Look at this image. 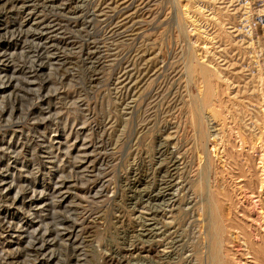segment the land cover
Masks as SVG:
<instances>
[{"label":"rangeland","instance_id":"obj_1","mask_svg":"<svg viewBox=\"0 0 264 264\" xmlns=\"http://www.w3.org/2000/svg\"><path fill=\"white\" fill-rule=\"evenodd\" d=\"M261 81L264 0H0V264H206L208 200L225 185V217L263 244ZM208 86L204 138L188 109ZM206 135L253 157L255 192ZM236 241L233 264H257Z\"/></svg>","mask_w":264,"mask_h":264},{"label":"bare ground","instance_id":"obj_2","mask_svg":"<svg viewBox=\"0 0 264 264\" xmlns=\"http://www.w3.org/2000/svg\"><path fill=\"white\" fill-rule=\"evenodd\" d=\"M199 14V13H198ZM218 16V15H217ZM242 16V15H241ZM203 17V16H202ZM219 17V16H218ZM222 17V16H221ZM220 18V17H219ZM206 19V18H205ZM218 19V18H217ZM222 19V18H221ZM197 20V19H196ZM227 20V19H226ZM216 21V20H215ZM218 21V20H217ZM216 21V22H217ZM219 21H221V20H219ZM223 21V20H222ZM213 22V21H212ZM213 25V24H212ZM234 25V24H233ZM219 26V25H218ZM224 43V42H223ZM229 44V45H228ZM227 45L228 46H230L231 47V44H230V42L229 43H227ZM234 45V44H233ZM235 46V45H234ZM240 46V45H239ZM230 47H228V48H230ZM233 47V46H232ZM228 48H225V49H228ZM232 49V48H231ZM235 49H236V46H235ZM239 49V51H240V48H238ZM238 49H237V51H238ZM221 50V49H220ZM234 50V49H233ZM226 51V50H225ZM231 51V50H230ZM238 51V52H239ZM224 52V51H223ZM229 52V51H228ZM232 52V51H231ZM241 52H243V51H241ZM216 53V52H215ZM218 53V52H217ZM219 53H222V51L221 52H219ZM218 53V54H219ZM211 54V53H210ZM225 54H227L226 52H225ZM208 55V54H207ZM230 55V54H229ZM210 56H213V55H210ZM226 56H228V54L226 55ZM232 56V55H231ZM234 57V56H233ZM209 58V57H208ZM214 58V57H213ZM231 58L232 57H230V60H231ZM210 59V58H209ZM215 59V58H214ZM226 59V58H225ZM234 59V58H233ZM227 60H228V58H227ZM212 61H214V60H212ZM211 61V62H212ZM233 61V60H232ZM230 62V61H229ZM233 62H235V61H233ZM202 63V62H201ZM213 63V62H212ZM232 63V62H231ZM205 64V63H204ZM203 64V65H204ZM214 64V63H213ZM229 64V63H228ZM196 65V64H195ZM203 65H198L197 64V66L194 68V69H192V71L193 72H195V73H197L198 75H199V80L201 81V80H205V78L207 77V75L210 73H208L207 74V72L208 71H211V69L209 68V70H207L206 69V67H205V65L203 66ZM193 66V65H192ZM216 66V65H215ZM234 66V65H233ZM232 66V67H233ZM194 67V66H193ZM209 67V66H208ZM218 67H219V65H218ZM221 67H223V66H221ZM225 67H228V65L227 66H225ZM192 68V67H191ZM215 68V67H214ZM214 68H212L213 70H216V69H214ZM231 68V67H230ZM235 68V67H234ZM223 69V71H224V68H222ZM232 69V68H231ZM221 70V69H220ZM219 71V70H218ZM233 71V70H232ZM237 71V70H236ZM192 72V73H193ZM221 72V71H220ZM225 72H228L227 71V69L225 70ZM234 72V71H233ZM213 73H217L216 71L214 72L213 71ZM223 73V72H222ZM217 74H219V73H217ZM225 74H227V73H225ZM234 74L236 75V73L234 72ZM241 74V73H240ZM212 75V74H211ZM215 75V74H214ZM222 75V74H221ZM232 75V74H231ZM209 76V75H208ZM229 76H230V74H229ZM242 76V78L244 77V75H241ZM240 76V77H241ZM247 76H249V75H247ZM252 76V75H251ZM212 77V76H211ZM211 77H210V79H211ZM219 77V76H218ZM233 77V76H232ZM236 77V76H235ZM239 77V76H238ZM214 78V77H213ZM223 78V77H222ZM230 78V77H229ZM242 78H241V80H242ZM248 78V77H247ZM218 79V78H217ZM227 79V75H226V77H225V79H222V80H224V81H228L229 82V80H226ZM234 78H232V80H233ZM246 79V78H245ZM250 79H253V78H250ZM262 79V78H261ZM209 80V79H208ZM214 80V79H213ZM230 81V83L231 82H233V81ZM238 80V79H237ZM244 80V79H243ZM257 80V79H256ZM258 80H260V79H258ZM263 80V79H262ZM210 81H212V80H210ZM215 81V80H214ZM213 81V82H214ZM240 81V80H239ZM245 81V80H244ZM218 82H220V83H222L221 81H219L218 80ZM217 82V83H218ZM256 82V81H255ZM262 82V81H261ZM264 82V81H263ZM263 82H262V85H263ZM205 83V82H204ZM224 83V82H223ZM247 83H250V82H248V80H247ZM260 83V82H259ZM225 84V83H224ZM253 84V83H252ZM205 85V84H204ZM218 85V84H217ZM226 85V84H225ZM229 85V84H228ZM233 85V84H232ZM237 85V84H236ZM235 85V86H236ZM243 85V84H242ZM248 85V84H247ZM261 85V84H260ZM210 86V85H209ZM207 87V89L203 92V95H202V97L201 98H203L200 102H199V100H197L196 98V100L193 102V101H191V99H190V101L192 102V104H191V106H190V109H188L187 107V109L190 111V114L189 115H191V117H192V125H193V127L194 128H196L195 130H197L198 132H197V134L199 135V137H201V136H203L204 138H205V135L204 134H206V132L204 131V127L202 126V124L201 123H203L202 122V120H200V119H202L201 118V116H200V114L201 113H199V107H200V104L202 105V106H207L208 107V105L210 104V103H214V98H213V90H211V88L210 87ZM214 86V85H213ZM216 86V85H215ZM219 86H221V85H219ZM256 86V85H255ZM226 87V86H225ZM228 87V86H227ZM226 87V88H227ZM233 87V86H232ZM261 87V86H260ZM259 87V88H260ZM202 88V87H201ZM206 88V87H205ZM215 87H213L212 89H214ZM256 88V87H255ZM258 88V87H257ZM262 88H263V86H262ZM203 89V88H202ZM215 89H217V91H218V88H215ZM228 89V88H227ZM226 89V90H227ZM244 89V88H243ZM248 89V88H247ZM204 90V89H203ZM221 90V89H220ZM240 90V89H239ZM244 90H246V89H244ZM250 90V89H249ZM257 90V89H256ZM262 90V89H261ZM222 91V90H221ZM236 91H238L237 89H236ZM242 91V90H241ZM240 91V92H241ZM259 91V90H258ZM264 91V90H263ZM199 92V95H200V91H198ZM215 92V91H214ZM246 92H247V90H246ZM246 92H245V94L244 95H246ZM260 92V91H259ZM258 92V93H259ZM218 93V92H217ZM257 93V92H256ZM257 93V94H258ZM202 94V93H201ZM230 94V93H229ZM235 94V93H234ZM233 94V95H234ZM264 94V93H263ZM263 94H261L262 95V97L260 98L261 100H262V98H263ZM218 95V94H217ZM242 95V94H241ZM252 95H254L255 96V94H253L252 93ZM229 96V95H228ZM238 96V95H237ZM251 96V95H250ZM254 96H253V98H254ZM257 96V95H256ZM246 97H248V95L246 96ZM245 97V98H246ZM252 97V96H251ZM219 98V97H218ZM221 98V97H220ZM224 98V97H223ZM239 98V97H238ZM242 98H243V96H242ZM237 98H235V100H236ZM241 99V98H240ZM249 100H251L252 98H248ZM226 100V99H225ZM232 100H234V99H232ZM232 100H231V102H232ZM253 100V99H252ZM251 100V101H252ZM216 101H218V100H216ZM220 101V100H219ZM228 102H230V100H227ZM239 101V100H238ZM250 101V102H251ZM256 101H259L257 98H256ZM190 102V103H191ZM233 102H235V101H233ZM233 102H232V104H233ZM240 102V101H239ZM242 102H246L245 100H243L242 99ZM261 102H263V100L261 101ZM219 103H222V102H219ZM247 103H248V101H247ZM254 103V102H253ZM253 103H251L252 105H253ZM256 103V102H255ZM218 104V103H217ZM235 105H236V103H234ZM233 104V105H234ZM238 104V103H237ZM243 104H245V103H243ZM242 104V106H244ZM261 104L262 103H260V104H258V106L259 107H261ZM264 104V103H263ZM215 105V104H214ZM231 105V104H230ZM234 105V106H235ZM246 105V104H245ZM250 105V104H249ZM252 105H251V107H252ZM220 106H224V105H221L220 104ZM206 107V108H207ZM215 107V106H214ZM218 107V106H217ZM226 107V106H225ZM245 107V106H244ZM247 107V106H246ZM254 107V106H253ZM204 108V107H203ZM230 108V107H229ZM231 108H233L232 106H231ZM186 109V110H187ZM201 109H202V107H201ZM215 109H216V107H215ZM221 110H222V108H220ZM248 109H249V107H248ZM248 109H247V112H248ZM260 109V108H259ZM218 110V109H217ZM232 110V109H231ZM240 110V109H239ZM238 109H237V111H239ZM243 110V109H242ZM241 110V111H242ZM251 110H252V108H250V112H251ZM207 112H208V110H206ZM229 111V110H228ZM257 112H258V110H256ZM222 112V111H221ZM225 112H227V111H225ZM233 112H234V110H233ZM232 112V113H233ZM243 113H244V110L242 111ZM246 112V111H245ZM253 112V111H252ZM263 112V111H262ZM188 113L189 112H186V114L188 115ZM209 113V112H208ZM217 113V112H216ZM219 113V112H218ZM227 113H229V112H227ZM227 113H225V114H227ZM243 113H242V116H243ZM256 113V112H255ZM260 113V112H259ZM264 113V112H263ZM262 113V114H263ZM219 114H221V113H219ZM224 114V113H223ZM223 114H221V115H223ZM230 114H231V112H230ZM248 114V113H247ZM186 115V117H188ZM217 115V114H216ZM234 115V114H233ZM248 115H250V114H248ZM253 115H254V113H253ZM252 115V116H253ZM259 115V114H258ZM264 115V114H263ZM200 116V117H199ZM220 116V115H219ZM226 116V115H225ZM238 116V115H237ZM236 115H235V118L237 117ZM233 117V116H232ZM247 117H251V115L250 116H247ZM264 117V116H263ZM190 118V117H189ZM241 118V117H240ZM243 118H245L246 119V117L244 116ZM255 118V117H254ZM217 119V118H216ZM226 119V118H225ZM224 118L222 119V121L224 120V121H226ZM251 119V118H250ZM250 119L248 120V121H250ZM255 119H257V116H256V118ZM262 118H260V120H261ZM264 119V118H263ZM262 119V120H263ZM221 120V119H220ZM229 120H230V118H229ZM242 120V119H241ZM247 120V119H246ZM261 120V124L263 123V121ZM218 121H219V119H218ZM221 121V122H222ZM227 121H228V118H227ZM244 121V120H243ZM189 122H190V120H189ZM233 122V121H232ZM237 122H238V120H237ZM247 122V121H246ZM257 123H258V121H256ZM191 123V122H190ZM220 123V122H219ZM228 123V122H227ZM231 123V122H230ZM234 123V122H233ZM236 123V122H235ZM224 124V123H223ZM254 124V123H253ZM252 124V125H253ZM190 125V124H189ZM218 125H220V124H218ZM222 125V124H221ZM224 125H226V124H224ZM223 125V126H224ZM245 125V124H244ZM248 125V124H247ZM251 125V126H252ZM231 126H234V125H231ZM259 126V125H258ZM261 126V125H260ZM219 127V126H218ZM229 127V126H228ZM236 127V126H235ZM240 127V126H239ZM238 127V128H239ZM242 127V126H241ZM247 127V126H246ZM255 127V126H254ZM263 127H264V125H263ZM262 127V128H263ZM222 128H224V127H222ZM222 128L220 129V130H222ZM231 128V127H230ZM230 128H229V131H232V129H234V127L233 128H231V130H230ZM257 128V127H256ZM259 128V127H258ZM208 129V128H207ZM244 129V128H243ZM246 129V128H245ZM247 129H249V128H247ZM246 129V130H247ZM251 129V128H250ZM254 129V128H253ZM261 129V128H260ZM234 130H239V129H234ZM252 130V129H251ZM194 131V130H193ZM192 131V132H193ZM222 131H224V130H222ZM222 131H220V132H222ZM242 131V130H241ZM259 131V130H258ZM191 132V133H192ZM205 132V133H204ZM226 132V131H225ZM224 132V133H225ZM234 132V131H233ZM239 132H240V130H239ZM244 132V131H243ZM249 132V131H248ZM259 132H261V131H259ZM194 133V132H193ZM223 133V134H224ZM235 133H238V132H235ZM253 133H255V134H257L256 133V130H255V132L253 131ZM264 133V132H263ZM209 133H208V131H207V135H208ZM239 134V133H238ZM242 134V133H241ZM243 134H245V133H243ZM251 134V133H250ZM206 135V136H207ZM219 135V134H218ZM231 135V134H230ZM247 135V134H246ZM252 135V134H251ZM210 136V135H209ZM209 136H207V138L209 137ZM222 136V135H221ZM227 136H229L228 134H227ZM226 136V137H227ZM253 136V135H252ZM250 137V139H253V137ZM256 136V135H255ZM257 136H262L261 134L260 135H257ZM264 136V135H263ZM198 137V136H197ZM198 137V138H199ZM216 137V136H215ZM219 137V136H218ZM238 137V136H237ZM220 138V137H219ZM238 138H240V137H238ZM243 138V137H242ZM249 138V137H248ZM223 139V138H222ZM228 139V138H227ZM229 139H230V137H229ZM234 139V138H233ZM232 139V140H233ZM237 139V138H236ZM249 139V140H250ZM258 140H259V138H257ZM256 139V140H257ZM261 139V138H260ZM263 139V138H262ZM206 140V139H205ZM208 140H210L209 138H208ZM216 140H217V138H216ZM215 139L212 141V140H210V141H207V142H211L212 141V144H214V145H216V144H221V145H218V146H221V151H219V148L217 147V145H216V149L214 150V152L216 153V154H220V156H221V153H222V163L224 164V166H222L221 168H219V169H221V172L223 173V172H227L228 171V169H227V167H231V170H229V171H233L234 173H233V175L235 176H233L232 174L231 175H229V173H232V172H229V173H227L228 174V176H233L234 178H236V177H238V179L236 180V181H238L239 179V181H241V183H239V184H241L240 186L241 187H244V189H250V191L249 192H255V190H257V189H255L254 190V187H253V185L254 184H256V183H254V182H256L255 180H254V172H256V170L257 169H259V168H256V170H254V172H253V169L251 170V167H252V165L254 164H251V161L253 162V157H251V158H245L246 160V162L244 163L240 158H239V155H235V151H232L231 150V147L230 146H227V147H225V145H226V140L224 139V140H220V142H217ZM237 140H239L240 141V139H237ZM237 140H235V144H236V141ZM243 140H245V138L243 139ZM254 140V139H253ZM253 140H251V141H253ZM256 140H254V141H256ZM199 141V140H198ZM200 141H201V138H200ZM219 141V140H218ZM221 141H225L224 143V145H223V143H221ZM239 141H237V142H239ZM229 142V140L227 141V143ZM246 142V141H245ZM250 142V141H249ZM257 142H259V141H257ZM261 142H263V140L261 141ZM261 142H259V143H261ZM197 143V142H196ZM233 143V142H232ZM240 143H241V141H240ZM239 143V144H240ZM256 143V142H255ZM245 144V143H244ZM262 144H264V143H262ZM211 145V144H210ZM228 145V144H227ZM242 145V144H241ZM246 145H247V143H246ZM252 145L254 146V144L252 143ZM251 145V146H252ZM240 146V145H239ZM256 146H260L259 144L258 145H256ZM225 147V148H224ZM235 147V146H234ZM262 147H263V145H262ZM240 148H241V146H240ZM247 148H248V146H247ZM253 148V147H252ZM261 148V147H260ZM213 149V148H212ZM237 149V147L235 148V150ZM239 149V148H238ZM255 151L257 150V149H254ZM260 150V149H259ZM240 151H242V148H241V150ZM248 150H246V152H247ZM251 150L249 149V152H250ZM255 151H254V153H255ZM258 151V150H257ZM256 151V152H257ZM262 151H264V147H263V150ZM221 152V153H220ZM208 153H210V152H207V154ZM212 153H213V151H212ZM237 153H238V151H237ZM253 153V154H254ZM261 153V152H260ZM244 154H246V153H244ZM253 154H251L250 156H252ZM262 154V153H261ZM264 154V153H263ZM208 155H210V154H208ZM213 155V154H212ZM215 155V154H214ZM255 155H257V154H255ZM254 155V156H255ZM211 156V155H210ZM216 156V155H215ZM214 156V157H215ZM249 156V157H250ZM258 156V155H257ZM256 156V157H257ZM261 156V155H260ZM219 157V156H218ZM262 157H264V156H261L260 158H262ZM207 158H208V156H207ZM216 158V157H215ZM255 158V157H254ZM210 159V158H209ZM221 159V158H220ZM219 158H218V160H220ZM263 159V158H262ZM262 159H260V160H262ZM206 160V159H205ZM213 160H215V159H213ZM218 160H216V161H218ZM260 160H258V161H260ZM209 161V160H208ZM263 161H264V159H263ZM213 162V161H212ZM219 162V161H218ZM209 162H207L206 164H208ZM217 164V163H216ZM263 164V166H264V163H262ZM261 165V164H260ZM212 166H214V165H212ZM220 166V165H219ZM245 166H247V169L245 168ZM257 166V165H256ZM263 166H261V167H263ZM207 167H208V165H207ZM209 167H210V165H209ZM207 168L208 170L210 169V168ZM225 167H226V169H227V171H226V169H225ZM253 167H254V165H253ZM258 167V166H257ZM214 169H215V167H213ZM213 169V170H214ZM264 169V168H263ZM262 169V170H263ZM260 170V169H259ZM258 171V170H257ZM215 172H216V170H215ZM213 173H214V171H213ZM258 173V172H257ZM215 174V173H214ZM214 174H213V176H214ZM261 174V173H260ZM264 174V173H263ZM262 174V175H263ZM224 175V174H223ZM257 175V174H256ZM211 176H212V174H211ZM224 176H227V175H224ZM223 176V177H224ZM227 176V177H228ZM259 176V175H258ZM258 176H257V179H258ZM215 177V176H214ZM219 177V176H218ZM222 177V178H223ZM260 177H262V176H260ZM221 178V179H222ZM226 178V177H225ZM229 178V177H228ZM226 179V180H229V179ZM218 179V178H217ZM255 179H256V177H255ZM261 179H263V178H261ZM260 179V180H261ZM219 180V179H218ZM217 180V181H218ZM231 180H232V178H231ZM230 180V181H231ZM260 180H259V183H260ZM264 180V179H263ZM214 181V180H213ZM222 181V180H221ZM224 181V180H223ZM229 181V182H230ZM238 181V182H239ZM215 182V181H214ZM213 182V183H214ZM220 182V181H219ZM233 182H235V180L233 181ZM238 182H235V184H237ZM263 182V181H262ZM261 182V183H262ZM227 183V182H226ZM232 183V182H231ZM230 183V184H231ZM217 184H219L218 182H217ZM229 184V185H230ZM202 185V184H201ZM208 185V184H207ZM212 185V184H211ZM233 185V184H232ZM258 185H260V184H258ZM264 185V184H263ZM215 186V185H214ZM217 186V185H216ZM215 186V187H216ZM226 186V185H225ZM225 186H221L222 188L221 189H219V188H215V192L213 193V191L211 192V193H209V194H211L212 195V199L210 198V196L208 197V198H210L211 199V202H209V200H208V203H210V207H211V209L210 210H212V208H213V210H212V215H210L209 214V211H208V213L207 214H209L208 216H211V217H209L210 218V224H209V226H210V228L207 230L208 231V235H207V240H206V245L203 247V248H205V249H203V250H201V248H200V250H201V252L202 253H204L199 259L201 260V263H203V261H205V263L206 264H233V262H232V260H231V256H232V248L231 247H229V246H227V244H229L230 245V243H232V245H234L233 243L237 240V239H239V240H242V242L246 245V249H244V253H247L248 255L247 256H250V260H252L253 262L255 261V263H257V264H259L260 262H262V260L264 259H262V257H263V251H264V249H263V244H264V242H263V244L262 243H260V242H258L257 240H254V238L251 236V234L250 233H248L247 231H250L251 232V230L249 229V228H247V229H249V230H246V227L245 226H247L248 227V225H246L245 223H244V225L243 224H241V223H239V222H237V221H232V220H234L235 218H237V217H235L234 219H232V220H229V219H227V217H225V214H224V212H223V210L225 209V208H223V203L225 202V201H231V192H229V188L227 189V187H225ZM232 187H234V186H232ZM236 187H237V185H236ZM263 187V186H262ZM203 188V187H202ZM256 188V187H255ZM197 189H198V187H197ZM196 189V190H197ZM242 189V188H241ZM240 189V190H241ZM259 189H260V187H259ZM210 190H212V189H210ZM233 190V189H232ZM243 190V189H242ZM233 191H236V190H233ZM237 191H239V189L237 190ZM260 191V190H259ZM258 191V192H259ZM210 192V191H209ZM244 192V190L242 191V193ZM247 192H248V190H247ZM247 192H244V193H247ZM235 193V192H234ZM261 193V192H260ZM233 194V193H232ZM237 194V193H236ZM239 194V193H238ZM250 194H252V193H250ZM263 194H264V191H263ZM245 195V194H244ZM257 195V194H256ZM259 195H262V194H258V196ZM255 196V195H254ZM256 197V196H255ZM262 197V196H261ZM238 198V197H237ZM237 198H235V199H237ZM259 198H260V196H259ZM247 199V198H246ZM239 201V200H238ZM262 201V200H261ZM260 201V202H261ZM204 202V201H203ZM207 202V201H206ZM236 203H237V201H235ZM259 201H258V204L260 203ZM205 203V202H204ZM241 203V202H240ZM203 204V203H202ZM229 204V203H228ZM235 204V203H234ZM233 203H232V205H234ZM257 204V203H256ZM204 205V207H206L207 206V204H206V206H205V204H203ZM202 205V206H203ZM226 205V204H225ZM224 205V206H225ZM235 205H237V204H235ZM259 205H261V203L259 204ZM262 205H264V203L262 204ZM240 206V205H239ZM204 207H202V208H204ZM208 207V206H207ZM243 207V206H242ZM207 209V208H206ZM232 209H235V208H232ZM231 208H230V210H232ZM261 209V208H260ZM236 210V209H235ZM242 210V209H241ZM243 210H245L244 209V207H243ZM204 211H205V209H204ZM238 211V210H237ZM236 211V212H237ZM261 211H263V210H261ZM207 212V211H206ZM230 212V211H229ZM236 212H232L233 213V215L236 213ZM247 212H248V210H247ZM199 213V212H198ZM239 213V212H238ZM207 214L205 215L206 216V218L208 219V216H207ZM242 214V213H241ZM240 214V215H241ZM264 214V213H263ZM232 215V214H231ZM236 215V214H235ZM200 216V215H199ZM204 216V217H205ZM238 216H239V214H238ZM244 216V215H243ZM243 216H242V218H243ZM245 217H246V213H245ZM247 217H249V216H247ZM230 219H231V217H229ZM239 218V217H238ZM241 218V217H240ZM239 218V219H240ZM251 219V218H250ZM209 220V219H208ZM207 220V221H208ZM242 220V219H241ZM245 220V219H244ZM247 221V220H246ZM246 221H242V222H246ZM261 225V224H260ZM208 226V225H207ZM206 226V227H207ZM255 226V225H254ZM201 226H199V228H200ZM251 227V226H250ZM203 228V227H202ZM254 228H256V227H254ZM253 228V226H252V228L251 229H254ZM205 229V228H204ZM204 229H203V231H204ZM205 230V231H206ZM257 229H255L254 231H256ZM200 231V230H199ZM259 231V230H258ZM262 232V231H261ZM199 233V232H198ZM197 233V234H198ZM205 233V232H204ZM254 234H255V232H254ZM257 235V234H256ZM255 235V236H256ZM264 236V235H263ZM258 237V236H257ZM253 238V239H252ZM256 238V237H255ZM261 238H263V237H261ZM202 239V238H201ZM257 239V238H256ZM200 242V241H199ZM201 242H202V240H201ZM203 242H205V240L203 241ZM240 242V241H239ZM238 242L236 241V244H237ZM235 244V245H236ZM239 244V243H238ZM197 245V244H196ZM234 245V246H235ZM239 245H241V243L239 244ZM193 246H195V245H193ZM233 246V247H234ZM242 246H244V245H242ZM236 247V246H235ZM234 247V248H235ZM198 248V247H197ZM237 248V247H236ZM235 248V249H236ZM239 248H240V246H239ZM239 248H237V249H239ZM199 250V249H198ZM198 250H197V253H198ZM234 250V249H233ZM240 250V249H239ZM238 250V251H239ZM247 250V251H246ZM237 251V250H236ZM246 251V252H245ZM240 252V251H239ZM241 253V252H240ZM194 254V253H193ZM235 254V253H234ZM233 254V255H234ZM239 254V253H238ZM195 255H196V253H195ZM241 255V254H240ZM243 255V254H242ZM241 255V256H242ZM246 256V257H247ZM199 257V256H198ZM197 257V258H198ZM235 256H233V258H234ZM237 257V256H236ZM243 259V258H242ZM199 260V261H200ZM264 261V260H263ZM248 262V261H247ZM199 263V262H198ZM197 263V264H198ZM235 263V262H234ZM263 263V262H262ZM261 263V264H262ZM264 264V263H263Z\"/></svg>","mask_w":264,"mask_h":264}]
</instances>
